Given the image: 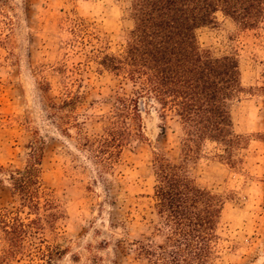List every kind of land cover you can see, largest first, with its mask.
Instances as JSON below:
<instances>
[{
	"label": "rangeland",
	"instance_id": "rangeland-1",
	"mask_svg": "<svg viewBox=\"0 0 264 264\" xmlns=\"http://www.w3.org/2000/svg\"><path fill=\"white\" fill-rule=\"evenodd\" d=\"M129 7L130 0H0V167L23 169L34 131L43 137V184L64 216L57 223L58 238L51 241L64 254L54 264H89V245L104 264H148L138 254V244L163 243L153 160L156 153L180 160L178 119L170 113L162 118L156 102L140 99L145 139L133 138L122 149L105 183L77 130L50 116V103L61 104L68 91L79 94L76 106L60 116L72 112L94 137L103 134L104 117L116 96L134 97V87L123 75L99 72L88 59L94 47L116 55L124 50L132 29ZM80 23L91 38L73 34ZM196 35L209 56L237 57L244 91L232 104V117L235 133L249 141L239 154L243 162L234 169L220 162L212 144L190 165L200 187L226 198L214 264H264V93L259 91L264 87V23L245 30L219 13L215 24ZM66 127L69 135L62 133ZM1 180L0 209L19 207L6 177ZM120 240L125 250L115 247ZM102 241L110 246L101 248ZM0 264L45 263L20 256L4 262L0 251Z\"/></svg>",
	"mask_w": 264,
	"mask_h": 264
},
{
	"label": "trees",
	"instance_id": "trees-1",
	"mask_svg": "<svg viewBox=\"0 0 264 264\" xmlns=\"http://www.w3.org/2000/svg\"><path fill=\"white\" fill-rule=\"evenodd\" d=\"M219 13L245 30H256L264 23V0H130L132 29L124 50L116 55L94 47L88 59L99 72L123 75L134 87V97L116 96L104 117L103 134L94 137L84 132V123L75 120L72 112L60 116L76 106L82 99L79 94L68 91L61 104L49 105L55 122L60 120V126L77 130L80 145L91 152L105 183V175L114 173L122 149L133 138L145 139L140 99L156 102L162 118L170 113L178 119L183 131L180 160L172 162L157 153L153 160L155 208L161 219L158 231L164 239L158 245L138 244V254L148 264H214L219 259L217 231L226 198L200 187L190 165L212 144L219 151L220 162L234 169L243 162L239 154L249 145L247 138L235 133L232 117V104L244 91L239 61L235 56L213 58L200 49L197 40V30L215 24ZM85 27L80 23L73 34L91 38ZM259 91L264 93V87ZM68 130L62 129V133L69 135ZM44 145L43 137L34 131L26 147L25 167L14 171L0 167V183L1 176L6 177L19 204L0 209L4 262L20 256L54 264L64 254L51 243L58 238L57 223L64 216L43 184ZM25 213L27 218L22 216ZM115 244L119 251L126 249L122 240ZM109 246L110 241L100 243L101 248ZM95 249L92 245L87 248L89 264H104Z\"/></svg>",
	"mask_w": 264,
	"mask_h": 264
}]
</instances>
